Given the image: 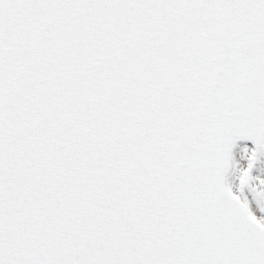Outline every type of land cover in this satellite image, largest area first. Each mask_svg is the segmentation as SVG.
<instances>
[{"label":"snow or ice","instance_id":"6c2138e0","mask_svg":"<svg viewBox=\"0 0 264 264\" xmlns=\"http://www.w3.org/2000/svg\"><path fill=\"white\" fill-rule=\"evenodd\" d=\"M0 264H264V0H0Z\"/></svg>","mask_w":264,"mask_h":264}]
</instances>
